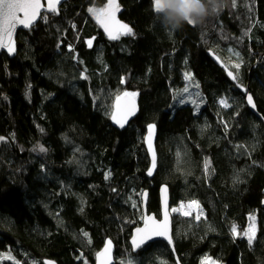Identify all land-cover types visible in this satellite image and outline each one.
Returning a JSON list of instances; mask_svg holds the SVG:
<instances>
[{
	"label": "trees",
	"instance_id": "trees-1",
	"mask_svg": "<svg viewBox=\"0 0 264 264\" xmlns=\"http://www.w3.org/2000/svg\"><path fill=\"white\" fill-rule=\"evenodd\" d=\"M121 2V17L140 37L108 43L88 11L103 7L104 0H68L59 15L47 13L45 21L19 33L15 57L0 55V137L5 138L0 141V264H46V259L82 264L81 251L95 262L89 251L107 238L114 241L115 264H120L132 251L133 229L142 224L139 189L149 188L148 210L160 217L162 184L170 187L173 207L199 202L190 216L173 212L175 248L183 264H264V126L247 104L248 93L217 94V79L225 72L207 54L217 50L219 39L205 33L215 31L225 12L170 34L156 19L153 0ZM247 4L261 8L262 25L250 36L262 43L264 0H236L230 9L239 12ZM248 39L237 44L245 57L238 73L256 62ZM185 69H191L207 103L219 113L210 134L217 140L203 144L187 125V110L176 114L168 108L167 77L181 81ZM129 90L140 93L141 110L127 127L118 128L109 109L115 91ZM99 91L106 93L107 107ZM251 91L264 117V72L255 75ZM149 123L158 126L153 178L146 175ZM40 145L43 151L35 148ZM188 149L191 158L181 154ZM78 152L87 153L83 171L74 164ZM202 160L214 173L209 190L196 181ZM256 212L258 229L250 246L243 218ZM133 255L137 264H176L164 241Z\"/></svg>",
	"mask_w": 264,
	"mask_h": 264
},
{
	"label": "bare ground",
	"instance_id": "bare-ground-1",
	"mask_svg": "<svg viewBox=\"0 0 264 264\" xmlns=\"http://www.w3.org/2000/svg\"><path fill=\"white\" fill-rule=\"evenodd\" d=\"M105 2H106V0H104V3ZM231 7H232V4L230 2V4H228V6L223 10L227 16L225 14H223V12H222V14L219 15V17L216 19V23L218 24V26L216 24L215 31L213 30L212 32H209V29H208V33H205L206 37H208V35H209V38L219 39L217 42V50L208 49L207 54H210L211 52H213L215 55H217L219 57L218 59L220 62L227 61L228 66L226 64H225V66L227 67L228 73H229V71H231L233 73V75L236 76V79H233L231 76L228 75V73L226 74V70L224 71L225 75L223 73L219 75V77L217 79V87H216V88L219 87L217 94L218 95L222 94L221 96H225V97H226V95L224 93H229V96L231 93L235 94V92L233 90L240 91L242 93L250 92L251 91V83L254 81L255 75L264 72V57L262 56L253 64L252 67H250V69L243 71L241 73H238V71L235 73V68L233 67V65L236 63H240L242 61H245V57L240 56V53L242 51H240V49H239V51L236 52L237 44L239 43V41L241 42V41L245 40V38L248 37V32L251 29H253L256 25H262V22H261L262 19L259 16L262 11H261V8L258 9V7H256V10H254V7L249 6L247 4L245 6V8H242L239 12L233 13L232 9H230ZM61 9H62V7L60 8L59 13L58 14L56 13L57 15L60 14ZM230 14H232V15H230ZM96 24H97L99 29L103 30V27L99 24V22L96 21ZM202 29H203V26H202ZM134 30L136 31V29H134ZM78 32L79 31H77L76 34L78 35V38H79L81 31L79 33ZM120 37L121 36H119V38L115 39V40L112 39L110 42L111 43L122 42V39H120ZM107 47H109L108 44H107ZM235 52L238 53L239 55H236ZM215 64L217 65L216 62H215ZM217 66L220 67L219 65H217ZM259 68H261V70ZM257 69H259V70H257ZM191 72H192L191 69H185L183 71V74L185 75V73H191ZM196 85H198V87ZM186 87L190 88V89L188 88V92L183 91ZM166 89H167V93L169 94L168 108H169L170 112L171 113H176V112L181 113L182 108H184L185 111L187 110L186 113L188 115V119H190V121L187 123V125L189 127L194 128L193 134H195L196 137L203 144L208 142V140L212 141V140L218 139V137L210 136V134H211V131H213V129L215 128L219 113L214 112L213 107H211L207 102L202 101L201 97L204 94V91L202 89L201 84L193 83L192 81L185 80V79H182L181 81H175L174 78L169 76V77H167V80H166ZM129 92L136 94L137 91L129 90ZM138 102H139V107L141 110L140 96L138 98ZM101 104H105L107 107L108 101L106 99H103V100H101ZM112 121H113V117H111V122ZM261 121H262V123L264 122L263 119H261ZM112 124H113V122H112ZM256 128H257V131L255 132V135H259L260 134V128H259L258 123L256 124ZM216 136H218V134H216ZM145 140H146V138H145ZM201 147H202V144H201ZM35 148L41 150L44 148V146L40 145V146H37ZM184 148H182V149H184ZM147 152H148V150H147ZM84 153H86V152H84ZM192 153H193V150L188 149V150H184V152L181 154H183L184 157L186 154L187 157L190 156V158H191ZM200 153L204 154L203 151H200ZM86 154H84V156ZM204 156L206 157L205 154H204ZM203 160L201 161L202 171L201 170L197 171L196 181L198 183H201L207 190H209L210 187L207 186V184H208L207 181H211L212 176H214V173L211 170L210 165L208 166L207 161L205 160L203 162ZM206 164H207V168L205 167ZM149 168H150V166H149ZM157 168H158V164H157ZM157 168H156V171H157ZM226 168L228 169L229 167L226 166ZM203 169L206 171L205 173H204ZM156 171H155V173H156ZM109 174H110V172H108V174L105 176V177H107V180L110 179ZM138 186H136V184H135V186L134 185L132 186L134 193L137 192ZM147 193H148L147 196H148V204H149V200H150L149 188L142 187L138 191V194L140 196V200L142 202H143V197H144L143 194H147ZM260 197H261L260 198L261 202H263V204H264V186L262 187V192L260 193ZM159 200H160V207H161V197L160 196H159ZM171 210H172V206H171ZM250 217H252L254 219H250ZM257 217H258V212L254 213V214L251 213L250 215H247L243 218V221L246 222L242 227V228H245L244 232L249 228L250 224L252 225V223H254V222H256V227L258 229ZM131 238H132V235H131L130 239ZM128 242H129V245H130L131 250H132L130 252L129 257L133 258L134 257L133 253L134 254H136V253L133 251V248L130 244V240ZM155 242H157V241H155ZM102 248H103V245L98 250H95V251L93 250V248H91V251H89V253L92 255L94 252L93 256H94V258H96L97 254L101 251ZM178 257H179V255H178ZM180 258L181 257H179V259ZM217 261L220 264V260H217ZM175 262H176V259H175Z\"/></svg>",
	"mask_w": 264,
	"mask_h": 264
},
{
	"label": "snow or ice",
	"instance_id": "snow-or-ice-1",
	"mask_svg": "<svg viewBox=\"0 0 264 264\" xmlns=\"http://www.w3.org/2000/svg\"><path fill=\"white\" fill-rule=\"evenodd\" d=\"M60 4V0H48L47 3V10L53 13H58L59 8L58 5ZM232 6H236V0H232ZM45 6L41 3V0H0V49H6L8 53H15V41H14V33L19 26L24 28H30L32 24L39 18L44 20L47 19V15L41 16V9ZM89 13L92 14L98 22L104 24L105 31L108 33L110 39H118L121 35H134L133 29L128 25L121 23L116 18V13L120 11V5L118 0H108V3L104 8L95 9L89 8ZM109 24L112 27H109ZM115 32V34H114ZM88 46H92V41L89 40ZM236 55H239L236 53ZM234 68L239 69L240 64L236 63L233 65ZM233 79H236V76L233 75L231 71L228 73ZM186 80H192L191 73H185ZM198 87V85H196ZM184 92H188V88L186 87ZM125 95H129L125 93ZM131 95H135L132 93ZM247 101L250 105L255 107L253 97L249 94L247 96ZM221 104L224 107H228L226 101L221 100ZM133 113L129 111L125 116L122 117V120H126L128 115H132ZM115 120L116 117L113 116ZM117 123H120V126L123 127V123L121 120H117ZM153 126H149L151 129ZM5 138L0 137V141L4 140ZM43 151V149H41ZM153 167H155V156L153 155ZM207 168V164L205 165ZM151 174V170L149 172ZM110 175V174H109ZM107 178V177H106ZM166 191V189L164 190ZM146 195V194H143ZM184 206H181V209ZM189 208H199V202L192 201L188 205ZM181 209H172L173 212L180 211ZM183 214L185 216L191 215L189 211H184ZM202 214V213H201ZM196 219H200V215L196 216ZM250 219H254L250 217ZM254 225H250L249 229L246 230L243 235L247 237L248 243L251 246L255 240V232L253 230ZM232 232L234 236L240 235L237 230V227L234 225L232 228ZM136 233L137 236L133 237V246L140 247L146 239H149L152 235L155 236H165L168 239V242L172 243V238L168 235V220H167V212H165V220L163 222H157L154 217H148L145 220V226L143 229L137 228ZM85 236L88 234L85 233ZM111 249V241L106 243L105 249L102 253L98 254V257H105L107 258ZM7 259H13L11 256L6 257ZM18 264V262H17ZM47 264H52V262H47ZM85 264L87 262L85 261ZM202 264H205V261H202ZM215 264V262H213Z\"/></svg>",
	"mask_w": 264,
	"mask_h": 264
},
{
	"label": "water",
	"instance_id": "water-1",
	"mask_svg": "<svg viewBox=\"0 0 264 264\" xmlns=\"http://www.w3.org/2000/svg\"><path fill=\"white\" fill-rule=\"evenodd\" d=\"M68 0H60V4L58 5V8L60 10V8L64 5V3H66ZM41 3L45 6L44 8L41 9V13L40 15L43 16L45 14H51L53 12L48 11L47 10V3L48 0H41ZM108 3V0H106V4ZM118 3L120 5V11L116 13V18L117 20H119L121 23H124L121 21L120 19V14L123 12L124 7L121 5V0H118ZM59 13V11H58ZM57 13V14H58ZM95 18V17H94ZM42 18H39L32 24V26L30 28H24L22 26H19L15 33H14V41H15V53H8L6 49H0V55L2 54H7L9 57H15L18 51V35L21 31H30L32 30L41 20ZM95 21H97V19L95 18ZM98 22V21H97ZM99 24L103 27L104 33L107 36V38L109 40H112L109 38L108 33L105 31V26L104 24L100 23ZM125 24V23H124ZM109 27H112L111 24H109ZM115 34V32H114ZM213 57V59L216 61L217 65H219L224 71L226 70V74L228 73L227 71V67L225 66V63L222 61H219V57L217 55H215L213 52L210 53ZM264 57V52L263 55ZM125 93H128L129 95H125ZM132 93H130L129 91H125L124 93L120 94L118 97H116L114 105H113V112H112V117L115 116L116 119H113V125L118 127V128H125L127 127L140 113V107H139V102H138V98L139 95H137V93L135 95H131ZM251 95L253 97V101L255 104V107H253L252 105H250L247 101V97H246V101L247 104L250 108V110L260 119L264 120V117L261 115V113H259L258 109H257V105H256V100L253 96L252 91L248 92V95ZM129 111H131L133 114L132 115H128L126 120H122V117L125 116ZM117 120H121L123 123V127L120 126V123H117ZM149 126H153L151 129L149 128ZM145 145L146 148L148 150V154L150 157V168H148L146 175L149 178H153L155 175V171L157 168V164H158V150H157V138H158V126L155 123H149L146 126V135H145ZM153 155L155 156V167H153ZM151 170V174H149ZM166 189V191H164ZM149 192V191H148ZM160 197H161V213H160V217H158L155 213H149L148 210V193L146 195H144L143 197V202H142V207H143V219H142V224L137 226L136 228L133 229L132 232V238L130 239V244L133 248V251L135 253H138L140 250L144 249L146 246H148L149 244L154 243L155 241H164L174 252L175 255V259H176V263L177 264H182L181 260L178 257V253L176 251L175 248V242H174V219H173V213L171 210V191H170V187L167 184H162L160 187ZM264 207V204H263ZM165 212H167V220H168V235L171 236L172 238V243L170 244L168 242L167 237L165 236H155L152 235L149 239H146L145 242L140 246V247H134L133 246V237L137 236L138 234L136 233V229L137 228H141L143 229L145 226V220L148 217H154V219L157 222H163L165 220ZM108 241H111V249L110 252L107 256V258L105 259V257H98L99 253H102L103 250L105 249L106 243ZM115 248L116 245L114 243V241L111 238H107L105 240V243L103 245V248L101 249V251L97 254L96 258H95V264H115ZM47 262H52V264H57L56 261L52 260V259H46L45 263L47 264Z\"/></svg>",
	"mask_w": 264,
	"mask_h": 264
},
{
	"label": "clouds",
	"instance_id": "clouds-1",
	"mask_svg": "<svg viewBox=\"0 0 264 264\" xmlns=\"http://www.w3.org/2000/svg\"><path fill=\"white\" fill-rule=\"evenodd\" d=\"M229 0H153V12L160 25L170 34L184 26L203 25L207 18L218 15Z\"/></svg>",
	"mask_w": 264,
	"mask_h": 264
},
{
	"label": "rangeland",
	"instance_id": "rangeland-1",
	"mask_svg": "<svg viewBox=\"0 0 264 264\" xmlns=\"http://www.w3.org/2000/svg\"><path fill=\"white\" fill-rule=\"evenodd\" d=\"M91 8H95V9H101V8H97V7H91ZM90 16H92L93 18H94V16L92 15V14H90ZM45 21L44 19H41L40 21ZM132 36V35H131ZM118 41V40H117ZM71 49H73L70 45L68 46V50H70L71 51ZM189 88V87H188ZM190 89V88H189ZM115 93V96L113 97V99H112V104H111V106H110V109H109V112H113V105H114V100H115V98L116 97H118V95L121 93H123V91H119V92H117V91H115L114 92ZM97 97L99 98V99H106V97H107V95H106V93L105 92H103V91H99V93L97 94ZM76 151H77V149H76ZM84 154H86V153H80V152H78L77 154H76V157L74 158V164H75V166H76V169L77 170H79L80 169V171H83V169H82V160H83V157H84ZM189 203L190 202H188V203H185V202H182V203H179L178 205H176V206H172V209H181V206L183 205L184 207L180 210V211H175L174 213L176 214V216H179V217H181V216H185L184 214H183V212L184 211H189L191 214H193L198 208H189L188 207V205H189ZM172 213H173V211H172ZM188 216H190V215H188ZM251 225V224H250ZM252 225H254V228H253V230H254V232H255V235H256V233H257V227H256V222H254V223H252ZM249 229V228H248ZM247 229V230H248ZM83 254H81V259H82V264H85V261L87 262V264H94V262L92 261V260H89L85 255H84V251H81ZM93 255H94V253H93ZM135 259V258H134ZM120 264H137V263H133V259H131L130 257L129 258H125V260L124 259H122V260H119L118 261ZM213 262H215V264H219L217 261H215V260H208V261H206L205 262V264H213Z\"/></svg>",
	"mask_w": 264,
	"mask_h": 264
},
{
	"label": "flooded vegetation",
	"instance_id": "flooded-vegetation-1",
	"mask_svg": "<svg viewBox=\"0 0 264 264\" xmlns=\"http://www.w3.org/2000/svg\"><path fill=\"white\" fill-rule=\"evenodd\" d=\"M121 5H122V2H121ZM106 6V2L104 3V6L103 7H101V8H104ZM123 6V5H122ZM123 12H124V10H123ZM123 12L121 13V14H123ZM121 14H120V19H121V21L122 22H124L125 24H128L132 29H133V32H134V35H121V37H120V39H122V41L123 40H125V39H129V38H132V37H134V38H137V36L138 37H140V35L139 34H137V32L134 30L135 28L132 26V24L130 23V22H127V20H124L122 17H121ZM94 20H95V18H93ZM95 23H96V21H95ZM253 29H251L249 32H248V37L247 38H249L248 40H249V44H248V48L250 49L251 48V50H250V52H249V54H250V56L251 57H256V61L260 58V57H262V54H263V52H264V32H263V41H262V43L261 42H259V43H257V42H254V41H252L251 42V40H252V37L250 36L251 35V31H252ZM263 31H264V28L262 29ZM100 31H101V34L104 36V38L106 39V41L109 43L111 40H109L108 38H107V36L105 35V33H104V30H102V29H100ZM244 45H245V43H246V41L245 40H243V41H241ZM251 43H257V45H256V47L254 48V47H252V45H251ZM236 52H238V50H236ZM235 52V53H236ZM208 56L210 57V59L215 63L216 61L213 59V57H212V55L211 54H208ZM240 56H242V52L240 53ZM227 66H228V62L227 61H223ZM240 64V68L239 69H236L235 68V73L237 72V70H239L240 71V69H242L243 67H244V61H242V62H240L239 63ZM191 74H192V80H189V81H192L193 83H197V84H200V82L198 81V79L194 76V74L191 72ZM183 79H185V75L183 76ZM186 80V79H185ZM195 86V85H194ZM137 95H139L140 96V93H138ZM201 99H202V101H205V102H207V100H206V97H205V95L203 94L202 95V97H201ZM263 126H264V122H263ZM175 258V257H174ZM95 263V262H94Z\"/></svg>",
	"mask_w": 264,
	"mask_h": 264
}]
</instances>
